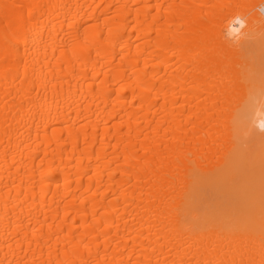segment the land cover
I'll return each instance as SVG.
<instances>
[{"label": "bare ground", "instance_id": "bare-ground-1", "mask_svg": "<svg viewBox=\"0 0 264 264\" xmlns=\"http://www.w3.org/2000/svg\"><path fill=\"white\" fill-rule=\"evenodd\" d=\"M0 264H264V0H0Z\"/></svg>", "mask_w": 264, "mask_h": 264}]
</instances>
